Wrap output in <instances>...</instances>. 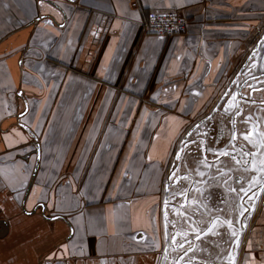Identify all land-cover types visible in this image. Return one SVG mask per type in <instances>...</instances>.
Segmentation results:
<instances>
[{
  "label": "crops",
  "instance_id": "obj_1",
  "mask_svg": "<svg viewBox=\"0 0 264 264\" xmlns=\"http://www.w3.org/2000/svg\"><path fill=\"white\" fill-rule=\"evenodd\" d=\"M168 11L188 19L185 34L144 32L152 14ZM14 26L21 27L20 45L31 33L27 26L35 29L25 65L15 68L23 85L41 93L19 99L24 109L18 116L32 120L19 127L34 140L29 144L14 126L0 124V159L21 149L20 156L13 155L29 154L39 141L43 152L42 159L37 153L28 158L30 169L38 164L30 181L9 165L0 170L7 187L0 184V220L8 222L0 234V264H102L124 258L128 264H264V172L257 170L264 160L259 147L264 121L249 129L239 125L262 96L251 95V85L264 78L251 84L241 70L253 62L264 76V0H0V37ZM0 66L4 91L11 87V75L6 77L11 65ZM46 68L55 78L47 79ZM131 100L136 102L130 105ZM258 106L264 109V102ZM258 113L264 120V111ZM219 118L226 132L234 124L230 154L244 169L238 168L239 176L261 182L257 207L250 205L253 188L244 191L239 178L226 190L220 178L219 192L211 194L205 210L198 162L214 160L206 150L201 154V144L207 149L208 142L195 132L207 119L204 125ZM97 131L104 132L103 139L86 162ZM245 135L256 146L250 144L254 150L243 161L238 137ZM191 147L194 158L183 166ZM53 170L67 174L71 189L82 174L86 187L92 181L84 203L72 204L66 220L28 216L24 210L32 212L47 199ZM91 205L100 206L88 215Z\"/></svg>",
  "mask_w": 264,
  "mask_h": 264
},
{
  "label": "rangeland",
  "instance_id": "obj_2",
  "mask_svg": "<svg viewBox=\"0 0 264 264\" xmlns=\"http://www.w3.org/2000/svg\"><path fill=\"white\" fill-rule=\"evenodd\" d=\"M168 12H175V11H168ZM157 14H159V13H157ZM36 21H37V19L30 21L29 25L31 23L35 25ZM28 26H27V29L31 33L28 35L27 42H24L23 45H20V41L17 38V35L21 29V27H19V26H16V27L14 26V28L11 29V31L8 32V34L6 36L0 37V63H2L4 65L5 64L11 65V68L9 67V69H7V70H9V72H11V74L3 71L4 74L7 73L6 74L7 78L9 75H11V82L8 83V85H7V86H11V87H6L4 89V91H0V92H6V93L0 94L1 95L0 96V105L2 106L3 113L6 116V117L3 116L0 119V124L1 125L14 126L15 128H12V129L18 131V134L21 135L23 137V139H26L27 142L30 144L34 140L32 133L29 130H24L23 128L19 127V124L23 123V125H24L25 121L29 124L30 122H32V120L30 118L26 119L25 117L23 118V117L18 116V112L20 110L24 109V103L22 100H19V99H20V97H26V98L30 99V97L34 93H35V95H38V92L39 93H41V92H40V90H35V89H32L26 85H23L20 81V78L17 77L18 73L16 70L18 68H15V66L18 64V62H23V65H25L26 62L23 59L25 52L29 51L33 48V45H32L33 43L31 42V34L34 32L35 29H30V28H28ZM149 35H154V34H149ZM24 38H26V37H24ZM14 58H16V60H14ZM54 64L57 65L56 63H54ZM0 67H2V66H0ZM0 72H2V70H0ZM51 74H53V71H51L50 68H46L47 79L55 78V76L51 75ZM134 102H136V100H131V101H129V104L131 105ZM64 107L65 106H62V108H64ZM40 111H43V110H40ZM44 112H46V111H44ZM33 124H35V119H33ZM103 135H104L103 131H97L92 135V139H91L92 148L86 149V157H88L86 162L90 159V157L93 156L94 152L96 151V149L98 147V144L100 143V140L103 139ZM40 140H41V137H40ZM104 142H106V140ZM114 142H115V140H114ZM114 142H113V144H115ZM38 145L40 147L39 148L40 154L42 156L43 148L41 146V141L38 142ZM106 149H107V147L104 145L102 147V150H106ZM36 150H37V148H35V149L33 148L32 150L29 151L30 152L29 154H23L22 157H20V158H17V157L20 156L21 153L24 151H23V149L16 150V152H13L12 155L8 156L6 160L0 159V170L6 169V167H4V166L9 165L10 167H12V169L17 168L18 171L20 173L26 175L28 180H29L31 175L34 172L35 165L32 169H30L28 158L31 155L34 157L33 154H36ZM114 150H115V146L113 148H111V150L108 149V155L109 156L113 155ZM44 151H45V149H44ZM13 154H17L18 156L17 155L14 156ZM41 156H40V158H41ZM36 159H37V157H36ZM44 159H43V163L45 165ZM33 160H34V158H33ZM87 165H88L87 163L83 164L84 167H86ZM12 169L8 170V173L13 171ZM41 171H44V169L41 168ZM0 175H1V173H0ZM63 175L61 176L60 174H58L54 170L52 171V173L50 174V176L47 180V183L51 184L50 182H52L53 185L51 184V186L49 187V191H47L48 193L46 192L47 193V199L45 201H43L42 203H43V205H45V204L47 205V207H48L47 212L48 213L56 215V216L61 214L60 217L67 215L69 218L71 216V213H69V210L72 209L71 207L76 203H84L83 197H84L85 193L87 192V190L90 188L92 181H90L88 187H86L85 185H86L87 181L84 180V174H82L81 176L83 178L75 181V189H73V188L71 189L72 181L69 179L67 174H65L66 176H63ZM60 176H61V179L58 180L57 178H59ZM29 181H28V183H29ZM34 182H35V180H34ZM45 182H46V180H45ZM0 184L2 186V189L7 190V187H6V184L4 183V181L0 182ZM44 185H45V183H44ZM99 185H100V181L98 182V187H99ZM20 186H22V185L17 186V188H21ZM24 187H22V188H24ZM98 187L93 188V189L96 190V189H98ZM26 188H28V185ZM44 191H46V189H44ZM71 192L75 193L76 198L71 197V195H70ZM97 198H100V197L98 196ZM97 206H100V205L88 206L87 214L88 215L93 214L91 207H97ZM3 222L4 221L0 220V234L5 232V225ZM108 248H110V245ZM115 248H116L115 251L118 253L120 252V250H122V246H120V245H117ZM105 262L108 264H128V261L125 258L124 259H117V260L110 259V260L105 261ZM105 262L102 261V264H106ZM159 263H160V261H159Z\"/></svg>",
  "mask_w": 264,
  "mask_h": 264
},
{
  "label": "flooded vegetation",
  "instance_id": "obj_3",
  "mask_svg": "<svg viewBox=\"0 0 264 264\" xmlns=\"http://www.w3.org/2000/svg\"><path fill=\"white\" fill-rule=\"evenodd\" d=\"M258 70L259 69H257V71ZM251 87H252L251 89H262L263 88L262 92H257V94H262V96L259 95L260 96L258 98L259 102H255L257 104L263 103L264 102V85L255 84L254 87L252 85ZM257 104L255 105V108L252 111H247L244 117L242 116L241 120L243 123L241 122L239 125L243 127L244 129L251 128V126L256 125L255 124L256 122H259L261 124V122L264 121L261 118L260 114L258 113V112L264 111V109H261L260 107L262 106H258ZM225 116L226 115L221 114V118H224ZM221 118H219V120H216L215 122H213V119H211L212 125L211 124L204 125L207 121H209V119H207L204 122V124L200 127V129L198 131L196 130L195 132L196 136H199V137L204 136L208 142L207 149L205 148L204 144H201V147L199 149L201 154H203L206 150L208 156L209 157L211 156L212 159L214 160L212 164H208L201 160L198 162L199 167H201L200 174H201L202 193L207 197V200L209 201V202L205 201L207 203L205 210L206 211L209 210V208L207 207H210L209 203H210L211 194L217 193V191L219 192L218 184H219L220 178H223V181H224L223 188H225L226 190H229L231 187H233V185L236 184L237 180L239 181L241 179L242 182L240 183L241 186L239 187H243L244 191L246 189L249 190L253 188L252 193L253 192L256 193L255 195H253L250 205L252 203L254 204V202H256L257 204H260L258 192L259 191L261 192V188H262L261 182L257 179V177L239 176V173H238L239 169L241 170H244V169L241 165L234 162L233 157L230 154L234 146L233 145L234 144L233 136L235 135L234 124L232 123V125H230V132H226L225 129L227 127L223 124V121L221 120ZM239 125L237 126V128H239ZM237 134H239V132H237ZM239 140H241L243 144L242 146L243 154L240 153L239 151L237 152L241 154L243 161H245L250 155L251 150L253 151L254 148H252V146L250 145L251 143H249L248 140L245 141V139L240 138V136L238 137V141ZM236 149L239 150L240 147L236 145ZM222 152H227V155L226 156L220 155V153ZM195 153H196L195 148L191 147V149L186 151L185 153L186 157L181 161L180 164H182L183 166L185 165V163L189 164V160L194 158ZM245 153H248V155H245ZM33 184H34V179L31 182V184H28V188L25 191L26 198L28 194H30ZM257 204L255 207H257ZM42 206H43V203L40 202L36 205V207H34L32 212H29L26 210L24 211L28 216L32 214L40 213L43 216V218L48 221H51L52 219L54 220L55 218L62 219V220L67 219L66 216L60 217L61 214L56 216V215L48 213L47 212L48 207L46 204H45L44 209ZM28 212L31 214H28ZM1 221H4L3 223L5 225V231H7L6 230L8 229L7 220L3 218ZM27 253L31 256L32 254L35 253V250H28Z\"/></svg>",
  "mask_w": 264,
  "mask_h": 264
},
{
  "label": "built area",
  "instance_id": "obj_4",
  "mask_svg": "<svg viewBox=\"0 0 264 264\" xmlns=\"http://www.w3.org/2000/svg\"><path fill=\"white\" fill-rule=\"evenodd\" d=\"M189 21L177 12L152 14L144 24V32L162 37L185 34Z\"/></svg>",
  "mask_w": 264,
  "mask_h": 264
},
{
  "label": "water",
  "instance_id": "obj_5",
  "mask_svg": "<svg viewBox=\"0 0 264 264\" xmlns=\"http://www.w3.org/2000/svg\"><path fill=\"white\" fill-rule=\"evenodd\" d=\"M241 72H244L245 74L248 75L247 78H250V80H248L247 82H250L251 84L254 83V82H259L260 80H262V78H264V76H260V77L258 76V74H257V65H256V63H253V62L250 65H248V67L242 68ZM258 84H264V82H259ZM262 90H263V88L262 89H252L251 90L252 91L251 95H253L254 93H257V92H262ZM257 105H260V103H258ZM255 124H256L255 126L260 125L259 122H256ZM37 146H38L37 147V158L39 160V158H40V150H39V148L40 147H39V145H37ZM37 171H38V164H36V167H35V170H34V177L36 176ZM252 204H251V206L255 207L257 203L254 202V204L253 205ZM42 207L44 209L45 205H43ZM252 207H250V209H252ZM28 214H31V213L28 212Z\"/></svg>",
  "mask_w": 264,
  "mask_h": 264
},
{
  "label": "snow or ice",
  "instance_id": "obj_6",
  "mask_svg": "<svg viewBox=\"0 0 264 264\" xmlns=\"http://www.w3.org/2000/svg\"><path fill=\"white\" fill-rule=\"evenodd\" d=\"M262 44H264V41H262L261 42ZM252 56L253 57H255L256 56V53L255 52H253L252 53ZM233 100H235V96L233 97ZM232 105L231 104H229V107H231ZM235 123V122H234ZM253 131H255V130H253ZM244 139L245 140H248L249 141V143H253V146L255 147L256 146V144L250 139V136L249 135H245L244 136ZM233 140H235V136H233ZM259 147L260 148H264V134H261V139H260V141H259ZM183 149H181V151H182ZM220 155H227V152H222V153H220ZM245 155H248V153H245ZM177 159H180V156L178 155L177 156ZM238 163H239V161H237ZM261 167L259 168V169H257L259 172H264V160H262L261 161ZM253 167H255V161H253ZM173 175H174V173H173ZM262 190H264V189H262ZM167 203V202H166ZM167 218V213L165 212V219ZM215 226V225H214ZM173 244H175V240H173V242H172ZM181 259H182V257H181Z\"/></svg>",
  "mask_w": 264,
  "mask_h": 264
}]
</instances>
